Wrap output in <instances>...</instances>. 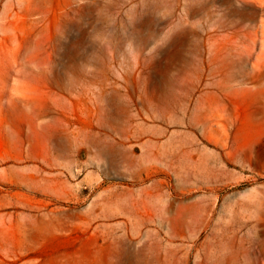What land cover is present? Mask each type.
<instances>
[{
	"label": "rangeland",
	"instance_id": "obj_1",
	"mask_svg": "<svg viewBox=\"0 0 264 264\" xmlns=\"http://www.w3.org/2000/svg\"><path fill=\"white\" fill-rule=\"evenodd\" d=\"M0 264H264V0H0Z\"/></svg>",
	"mask_w": 264,
	"mask_h": 264
},
{
	"label": "bare ground",
	"instance_id": "obj_2",
	"mask_svg": "<svg viewBox=\"0 0 264 264\" xmlns=\"http://www.w3.org/2000/svg\"><path fill=\"white\" fill-rule=\"evenodd\" d=\"M250 80H251V78H250ZM247 250H248V249H247ZM232 259H233L232 261H234V263H236V261H237V257H236L235 255L232 256Z\"/></svg>",
	"mask_w": 264,
	"mask_h": 264
}]
</instances>
